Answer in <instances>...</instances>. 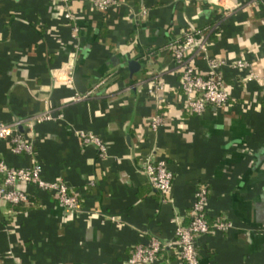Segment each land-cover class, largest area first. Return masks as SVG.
I'll return each mask as SVG.
<instances>
[{"label": "crops", "instance_id": "crops-1", "mask_svg": "<svg viewBox=\"0 0 264 264\" xmlns=\"http://www.w3.org/2000/svg\"><path fill=\"white\" fill-rule=\"evenodd\" d=\"M70 8L74 20L58 0H0V120L52 114L32 133L19 125L33 152L0 139V159L39 162L45 178H63L79 197L71 209L21 183L29 200L0 207V264H123L153 235L176 240V217L189 221L200 182L210 189L209 220L233 221L197 236L200 264H264V0H118L106 10L73 0ZM190 26L227 60L228 102L200 113L185 107L168 47ZM131 58L142 62L133 74ZM237 59L254 68L233 66ZM193 62L208 72L202 54ZM156 112L164 121L153 130ZM83 132L101 136L106 153ZM149 155L173 171L167 194L149 180ZM151 264L186 263L174 245Z\"/></svg>", "mask_w": 264, "mask_h": 264}, {"label": "built area", "instance_id": "built-area-1", "mask_svg": "<svg viewBox=\"0 0 264 264\" xmlns=\"http://www.w3.org/2000/svg\"><path fill=\"white\" fill-rule=\"evenodd\" d=\"M66 6L65 15L74 20L75 15L71 11L70 5L73 0H58ZM98 9L106 10L108 7L118 3V0H88ZM143 12L146 10L143 9ZM217 24L214 25V28ZM202 30L195 26H190L182 36L170 40L168 47L171 49L176 68L180 75V83L185 93V107L191 113L203 112L208 106H219L228 102L229 91L221 72V66L227 60L220 56L211 55L208 52L209 39L206 36H199ZM73 35L78 38L79 26L74 22ZM78 45L77 42L75 44ZM202 54L206 58L209 70L202 73L193 62V55ZM233 66L251 65L244 59L232 61ZM254 68V65H251ZM254 71V70H252ZM255 76L252 72L251 77ZM250 77V78H251ZM164 87L162 81L148 87L150 93H157ZM92 91V90H91ZM88 91L83 95H75V98H82L88 95ZM52 117L50 111L29 116L23 120L8 122L0 120V139H6L11 143L12 150L16 153L33 152V138L26 135L19 129L21 123H25L31 133L34 125L45 119ZM164 117L160 112L154 113L150 118V126L157 130L163 123ZM85 142L94 143L99 149V153L104 155L107 145L103 138L94 133H82ZM151 184L162 194L170 192L173 171L168 166L164 158L146 157L144 163ZM42 164L35 162L28 166H13L6 160L0 159V207L5 204H17L29 200L28 191L22 187L21 183H34L42 189L53 192L59 202L71 209L79 208V197L63 178L47 179L42 174ZM210 189L204 182L198 184L196 199L189 212L188 222L183 217H176V240L165 241L159 236L153 235L147 242L134 244L130 254L123 264H151L154 263L162 249L174 246L177 254L186 264H200L196 245L197 236L215 230H226L233 226V221L227 216L216 218L211 222L208 218V200Z\"/></svg>", "mask_w": 264, "mask_h": 264}, {"label": "water", "instance_id": "water-1", "mask_svg": "<svg viewBox=\"0 0 264 264\" xmlns=\"http://www.w3.org/2000/svg\"><path fill=\"white\" fill-rule=\"evenodd\" d=\"M141 66H142V62L136 58H131L128 60V68L132 74L136 70H138Z\"/></svg>", "mask_w": 264, "mask_h": 264}, {"label": "trees", "instance_id": "trees-1", "mask_svg": "<svg viewBox=\"0 0 264 264\" xmlns=\"http://www.w3.org/2000/svg\"><path fill=\"white\" fill-rule=\"evenodd\" d=\"M177 38V37H176ZM175 39V37L174 38H172L171 40H174ZM21 203H23V202H21ZM18 204V203H17Z\"/></svg>", "mask_w": 264, "mask_h": 264}]
</instances>
